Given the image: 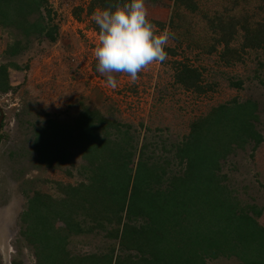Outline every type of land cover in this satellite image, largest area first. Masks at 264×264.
<instances>
[{
	"label": "rangeland",
	"instance_id": "rangeland-1",
	"mask_svg": "<svg viewBox=\"0 0 264 264\" xmlns=\"http://www.w3.org/2000/svg\"><path fill=\"white\" fill-rule=\"evenodd\" d=\"M47 2L57 26L54 42L31 39L23 52L8 57L7 46L19 37L0 27V66H17L8 68L10 89L0 92V264H26L30 254L35 257L21 237L19 221L28 196L39 191L57 198L58 185L86 182V163L73 146L67 148L70 161L64 165L36 166L35 131L49 119L72 126L82 110L98 112L115 126H108L102 135L132 152L135 163L163 164L166 176L182 173L185 164L176 158L177 148L186 141L191 124L218 105L234 99L256 102L254 125L264 136L263 51L243 47V32L238 27L226 47L207 22L221 19L227 33L231 19L264 24V13L259 10L264 1L196 0L198 9L192 13L177 8L174 0H145L148 19L158 30L173 34L166 47L167 59L146 66L134 82L127 74L113 73L118 81L114 89L96 71L93 53L98 32L93 15L98 10L88 11L91 0ZM178 63L197 70L198 90L176 82ZM235 83H241L240 87ZM53 133L57 137L66 132ZM63 147L58 145L56 151L63 152ZM252 147L249 143L234 148L221 163L220 173L242 208L261 210L257 221L264 227V140L255 150ZM112 244L105 231L94 230L79 236L72 247L75 254L84 255L103 253ZM207 264L239 263L234 258H219Z\"/></svg>",
	"mask_w": 264,
	"mask_h": 264
},
{
	"label": "trees",
	"instance_id": "trees-1",
	"mask_svg": "<svg viewBox=\"0 0 264 264\" xmlns=\"http://www.w3.org/2000/svg\"><path fill=\"white\" fill-rule=\"evenodd\" d=\"M124 2L91 0L88 11ZM174 2L192 13L198 9L196 0ZM259 10L264 13V8ZM52 22L47 0H0V27L19 37L5 54H20L31 39L54 42L57 26ZM207 22L226 47L238 27L243 32V47L264 53L262 22L231 19L228 33L223 32L221 19ZM225 52L229 54L227 48ZM10 66L17 68L14 64L0 66L1 93L10 89ZM177 66L176 82L198 90L197 70L182 63ZM257 110L254 101L234 99L194 121L175 153L185 167L181 174L171 176H166L163 164L135 163L132 152L102 135L108 126H115L98 112L82 110L72 126L47 120L35 131L36 166L64 165L70 161L67 148L73 146L86 163V182L58 185L59 198L39 191L28 196L19 221L21 237L33 250L36 264H207L219 258L264 264V227L257 221L261 210L242 208L220 173L221 163L234 148L250 143L255 150L264 140L254 125ZM54 130L66 133L55 137ZM61 144L64 151L57 152ZM94 230L105 231L112 246L103 253L71 257L66 251L70 238Z\"/></svg>",
	"mask_w": 264,
	"mask_h": 264
},
{
	"label": "clouds",
	"instance_id": "clouds-1",
	"mask_svg": "<svg viewBox=\"0 0 264 264\" xmlns=\"http://www.w3.org/2000/svg\"><path fill=\"white\" fill-rule=\"evenodd\" d=\"M98 27V44L94 49L96 71L105 76L106 86L116 88L113 73L127 74L136 81L138 73L152 63L167 59L166 47L173 34L158 30L147 17L145 0H125L93 15Z\"/></svg>",
	"mask_w": 264,
	"mask_h": 264
},
{
	"label": "crops",
	"instance_id": "crops-1",
	"mask_svg": "<svg viewBox=\"0 0 264 264\" xmlns=\"http://www.w3.org/2000/svg\"><path fill=\"white\" fill-rule=\"evenodd\" d=\"M78 241H79V237H75L74 236V237L70 238V241H69V243H68V245L66 247V251L69 253V255L71 257L77 256V254H75V250H74V248L72 246H73V244H76Z\"/></svg>",
	"mask_w": 264,
	"mask_h": 264
},
{
	"label": "built area",
	"instance_id": "built-area-1",
	"mask_svg": "<svg viewBox=\"0 0 264 264\" xmlns=\"http://www.w3.org/2000/svg\"><path fill=\"white\" fill-rule=\"evenodd\" d=\"M11 241V236L8 238V243ZM11 251V247L9 246V252ZM34 256V255H33ZM26 264H35V257H32L30 254L29 260H26Z\"/></svg>",
	"mask_w": 264,
	"mask_h": 264
},
{
	"label": "water",
	"instance_id": "water-1",
	"mask_svg": "<svg viewBox=\"0 0 264 264\" xmlns=\"http://www.w3.org/2000/svg\"><path fill=\"white\" fill-rule=\"evenodd\" d=\"M2 121H3V111L0 108V127H1Z\"/></svg>",
	"mask_w": 264,
	"mask_h": 264
},
{
	"label": "flooded vegetation",
	"instance_id": "flooded-vegetation-1",
	"mask_svg": "<svg viewBox=\"0 0 264 264\" xmlns=\"http://www.w3.org/2000/svg\"><path fill=\"white\" fill-rule=\"evenodd\" d=\"M2 124V123H1ZM1 128V127H0Z\"/></svg>",
	"mask_w": 264,
	"mask_h": 264
}]
</instances>
